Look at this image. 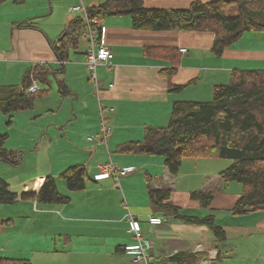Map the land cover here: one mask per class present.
<instances>
[{
    "label": "crops",
    "instance_id": "1",
    "mask_svg": "<svg viewBox=\"0 0 264 264\" xmlns=\"http://www.w3.org/2000/svg\"><path fill=\"white\" fill-rule=\"evenodd\" d=\"M105 1L20 0V3H15L14 0H10L0 5V86L19 84L25 71L36 65H46L47 69L50 67L52 74L48 76L49 81L51 78H55L57 86L59 82H62L69 91L65 98L59 93L58 86L59 97L62 100L57 107L53 106V108H58L57 112L52 111L49 107H43V102L49 99L52 93V86L49 85L51 91L47 97L38 99L31 110L19 113L34 115L30 117V121L43 119L42 113H53L51 118L46 120V127L39 125L37 130L43 132L45 128L46 133L55 132L59 138H68V146L75 151V159L62 162V171L69 165L89 163L87 168L88 181L90 182L86 183L85 189L80 192H70L65 186L64 195H68L70 198V203L66 205L47 208L39 206V203L35 201H23L20 198L23 193L27 192L37 194L44 178L48 176L47 173L37 175L34 180L21 185L22 191L17 193L18 198L15 202L22 206L19 216H26L28 213L34 215L39 212L62 215L63 218L66 216L65 223L79 221L84 223L82 226L84 231L102 232L107 236L105 238L107 240L103 241L105 246L107 248L115 246L114 248H117L114 250L115 253L123 255L114 258L115 262L112 264H125L124 256L130 257L132 252H130L131 254L125 253L123 248L136 244L128 232V215L137 219L141 225L143 238L151 242V249L148 253L151 256L152 264H177L171 261L172 257L178 254L196 253L205 254L206 259L201 262H207L215 252L218 253L216 260L208 264H214L227 257L229 260L224 261L234 264H264V260L254 261L251 258L248 261L246 249L239 251L233 248L234 251L230 255H223L224 249L220 248L212 231L207 227L187 225L175 221L172 217H164L162 212L151 206L146 189L147 176H151L148 170L151 167H159L164 180L171 184L174 183V179L178 175L171 176L163 160L138 158L155 157L154 159H156L159 156L125 155L115 152L119 144L142 141L145 137L146 127L165 126L173 101H209L212 97L213 87L228 84L230 73L233 70H264V46H262L264 36L261 35L262 32L246 33L237 44L224 51L220 56H215L211 52L214 40V35L211 33L137 31L132 29L131 19L128 16L105 17L101 26L105 30L106 44L112 49L114 56L110 64L99 66L96 70L98 92L94 90L93 98L95 100H93L90 99V91L93 88L89 80L90 72L87 74L88 71L84 64L85 47L80 51L82 57L80 55L72 57L70 51L67 61L60 66L52 50V45L59 41L66 24L74 17L80 16V13H71V8L81 5L84 8H90ZM193 1L144 0L143 3L146 8L185 9ZM199 1L209 2L212 0ZM28 21L34 27L25 28L23 24ZM146 48L175 49L180 53L179 66L172 78L174 85L182 86L177 93L169 92L166 79L159 75L161 69L171 67L170 62L162 58L146 56L143 53ZM182 49H185L186 53H181ZM58 77L62 79L60 80ZM34 84L39 85L36 82ZM40 88L42 87L40 86ZM87 98L89 99L87 100ZM99 106L104 108L103 114L107 124L112 127L111 133L106 138V143L102 142L100 137L102 127ZM79 123L84 128L78 129L76 125ZM51 125L56 127L50 128ZM58 126H61L60 129ZM83 133L96 136V139L90 138L91 140H89L95 142H87L89 137L80 140ZM85 153L86 155H84ZM111 155H114L113 160ZM82 158L84 161L81 164ZM108 161L113 162L120 169L133 170L121 181L119 179L118 184L121 182L122 189L114 187L115 179L112 177L98 181L93 180V177L100 172V167ZM183 161L179 171L182 169ZM136 166H138L137 169ZM138 170L140 173H136ZM188 172L190 171L185 170L182 175ZM49 174L56 176V173ZM197 175L192 172V176ZM138 179L141 182L136 181ZM215 179H218V174ZM138 187L139 191L135 189ZM118 190L121 191L124 202H121ZM215 190L217 191V189ZM144 193L145 197L141 198ZM240 194L232 199L233 206ZM0 209L5 211V208L1 207ZM207 210L208 208L200 210L202 214L196 209L188 212L193 215L196 213L197 216L204 213L205 216ZM149 216L161 217L163 223L159 226L149 225L147 224ZM241 216L249 217L255 226L252 227L253 224L237 226L236 224L233 227L241 229V232L238 233H245L242 230L247 232L250 229L264 228V210L238 215V217ZM15 221L14 217L2 219L0 216V234L4 233L5 224ZM227 226L230 225L223 227ZM220 228L224 231L222 227ZM198 247L201 248V251L197 249ZM0 252H6L5 256L9 258L33 260L31 256L26 254L23 256L18 248H8V251L0 248ZM99 252H95L93 258L99 260V255L110 256L113 253L112 250H102V254ZM262 255L264 256V250ZM118 258L120 260L116 261ZM224 263L229 264L228 262Z\"/></svg>",
    "mask_w": 264,
    "mask_h": 264
},
{
    "label": "trees",
    "instance_id": "2",
    "mask_svg": "<svg viewBox=\"0 0 264 264\" xmlns=\"http://www.w3.org/2000/svg\"><path fill=\"white\" fill-rule=\"evenodd\" d=\"M8 1L0 0V5ZM14 1L20 3V0ZM143 1L106 0L97 6L85 8L87 19L100 27L105 17L128 16L132 29L137 31L211 33L214 35L211 52L215 56H220L237 44L246 33L264 32V0H194L185 9L146 8ZM23 25L25 28L34 27L30 21ZM85 26L80 13L66 24L62 39L52 45L60 66L67 61L70 50L78 48ZM143 53L170 62L171 67L161 69L159 75L166 79L168 91L177 93L182 86L174 85L172 78L179 66L180 53L168 48H146ZM50 69L46 65H36L25 71L19 84L0 86V113L11 119L14 113L31 110L37 99L47 97L50 92L48 76L52 74ZM35 82L42 88L39 86L38 91L28 92ZM58 86L62 96L69 94L62 82ZM8 124H11L10 120ZM144 133L142 141L119 144L115 152L159 156L173 177L178 174L182 160L186 158L229 160L231 163L219 172L218 177L225 183L235 182L242 186L240 196L230 209L231 213L245 215L264 210V70H233L228 84L213 87L209 101H173L167 124L163 127H146ZM6 138L7 134L0 133V161L17 166L21 154L5 149ZM58 177L68 191L80 192L85 189L86 180L89 179L88 168L73 165ZM146 182L151 206L162 212L164 217H172L187 225L205 226L212 231L216 240L226 239L225 232L215 225L212 215H193L170 202V189L153 188L149 175ZM215 191H193L189 197L197 201L201 208L207 209ZM17 198V193L12 192L7 182L0 178V205H12ZM20 198L39 204L70 203L69 196L59 192L56 179L50 175L44 178L37 194L27 192ZM124 248L125 253L131 252ZM204 259L206 255L203 253L178 254L171 261L199 264ZM0 264L31 263L27 259L0 254Z\"/></svg>",
    "mask_w": 264,
    "mask_h": 264
},
{
    "label": "rangeland",
    "instance_id": "3",
    "mask_svg": "<svg viewBox=\"0 0 264 264\" xmlns=\"http://www.w3.org/2000/svg\"><path fill=\"white\" fill-rule=\"evenodd\" d=\"M261 35L264 36V32H262ZM87 44L88 42L84 35L80 39L79 48L76 50H70V55L72 57L75 55H80L82 57V52L80 51L83 47L86 49ZM262 46H264V41L262 42ZM87 71V74H89L88 69ZM58 79L61 80L62 78L58 77ZM89 80L91 86L93 85V88H91L90 91V99L95 100L93 97L94 90L96 91V89L91 77ZM49 85L50 87L52 86V93L49 99L43 102V107H49V109L51 108L52 111L57 112L58 108H53V106L57 107L58 103L60 104L62 99L59 97L60 94L58 93V86L55 78L50 79ZM88 99L89 98H87V100ZM42 114L43 115L41 117L43 119H34L30 121V117H33L34 115L29 116L28 114L17 112L13 114L11 119H9L7 115L0 113V133L7 134L4 145L5 149L21 154V161L17 166H10L0 161V174L3 175H0V177L7 181L12 192L21 193V185L34 180L37 175L43 173L50 175L49 173L51 172L56 173V176L53 177L57 181V188L59 192L64 194V191L66 190L65 183L59 179L58 175L62 171V162L75 159V151L68 146V138H59L55 135V132L46 133L44 131L45 128L43 132H38V126L44 125V127H46V120L51 118V115H53L51 112ZM9 120L11 121V124H8ZM53 127L55 128L56 126L51 125L50 128ZM58 127L60 129L61 126ZM76 127L78 129L84 128V126L80 123L77 124ZM85 134L86 133H83L81 135L80 140H84V137L96 139V136H89V134ZM86 141L89 143L95 142L89 141L88 138ZM84 155H86V153ZM113 158L114 155H111L112 160ZM138 158H145V160H147V158L149 160H163L161 157H156V159H154L155 157ZM82 159L80 161L81 164L84 161V159ZM183 160L184 161L181 170H183V168L184 170H180L178 172V175L172 184L169 181L164 180L159 167H151L148 170L152 177L151 186L153 188L157 187L170 189V202L181 207L185 211H193V209L199 211L204 210L203 208H200V205L197 201L190 199L189 194L191 192L217 189L213 195V201L210 207H208L205 215H212L215 225L222 227L226 233L225 240H216V242L219 243L220 248L224 249L223 255H230L234 251L233 248L239 251H244L246 249L248 251H245L247 255L246 259L248 261L251 258L254 259V261L264 260V256L262 255L264 250V228L250 229L247 230V232L242 230V232L245 233L241 234L238 233L241 232V229L233 227L236 224L237 226L251 224H253L252 227L255 226V223L249 219V217H238V215H233L230 211L233 206L232 199L241 193L242 186L235 182L225 183L218 180L219 177L218 179H215L217 174L228 167L231 162L224 159L206 158ZM88 165L89 163L84 164L86 167H88ZM70 166L73 165H69L67 167ZM137 168L138 166H136V169ZM185 170L190 172L182 175ZM192 172L198 175L192 176ZM136 173H140V171L138 170ZM128 175L129 174L121 176L120 181L122 178ZM88 180L89 179L86 180V183L90 182ZM136 181L141 182L140 179ZM114 187L117 189H122L121 182L118 184V186L114 184ZM135 189L139 191V187ZM118 192L121 202H124L121 191L118 190ZM144 197L145 193L141 198ZM58 205L61 204H39V206H45L47 208H53ZM192 206L198 207L193 208ZM1 207L5 208V211L0 209L2 210L0 211V216L2 219L14 217L16 221L14 223L5 224V231L3 234H0V248L5 251H8V248H18V250L22 252L23 256L26 254L27 256L33 257L32 261L26 258L31 264H112L115 262V260H113L114 258L122 255L121 253H115L114 250H117V248H114L115 246H113V248H107L105 246V242L103 241L105 238H107L106 235H104L102 232L94 233L92 232L93 230L84 231L82 229L84 223L79 221L65 223L64 219H66V216L63 218L62 215L57 216L56 214L53 215L50 213L42 214L41 212L34 215L28 213L26 216H19V211L22 208L19 203L4 207L0 205V208ZM225 209L226 211H224ZM200 213L202 214L201 211ZM195 215L197 214L195 213ZM198 216H204V213L203 215ZM5 221L8 222V220ZM224 225L230 226L224 228ZM130 236L133 238L134 242H137L132 234ZM102 250H112L113 253L110 256L99 255V260L93 258V256H95V252L100 251L99 253L102 254ZM0 254L5 256L6 252H0ZM124 258L126 262L125 264H133L131 256H124ZM118 260L120 259L118 258L116 261ZM224 260H229V257L225 258ZM224 260H219L214 264H223L224 262H228L229 264L232 263L230 261Z\"/></svg>",
    "mask_w": 264,
    "mask_h": 264
},
{
    "label": "built area",
    "instance_id": "4",
    "mask_svg": "<svg viewBox=\"0 0 264 264\" xmlns=\"http://www.w3.org/2000/svg\"><path fill=\"white\" fill-rule=\"evenodd\" d=\"M71 13H82L83 19L85 20L84 35L87 39V48L85 51V66L90 72V77L94 83V87L98 92V82L96 70L99 66H107L113 59L114 53L112 49L106 44L105 30L102 26H95L94 22H90L87 19L85 8L81 6H75L70 9ZM181 53H186L185 49L181 50ZM61 64V63H60ZM111 87V86H110ZM39 85L33 84L28 92L38 91ZM100 122L102 127L101 141L106 143L107 136L111 133V127L107 124L106 118L103 114L104 108L99 106ZM88 140H91L90 138ZM133 172L132 169H120L112 162H108L100 167V172L94 176L95 180H104L108 178L115 179V185L118 186V181L121 176ZM128 232L136 239V244L131 247H125V250L131 251L133 254V264H152L151 256L148 251L151 249V242L143 238L141 234V225L137 219L131 215L127 216ZM163 223V219L157 216H149L147 218V224L158 226ZM201 251V248H197ZM218 253H214L209 257L207 262H200L199 264H208L210 261H214Z\"/></svg>",
    "mask_w": 264,
    "mask_h": 264
},
{
    "label": "water",
    "instance_id": "5",
    "mask_svg": "<svg viewBox=\"0 0 264 264\" xmlns=\"http://www.w3.org/2000/svg\"><path fill=\"white\" fill-rule=\"evenodd\" d=\"M62 37H63V35L59 38V40H61L62 39Z\"/></svg>",
    "mask_w": 264,
    "mask_h": 264
},
{
    "label": "bare ground",
    "instance_id": "6",
    "mask_svg": "<svg viewBox=\"0 0 264 264\" xmlns=\"http://www.w3.org/2000/svg\"><path fill=\"white\" fill-rule=\"evenodd\" d=\"M87 10V9H86ZM78 17V16H77ZM91 20V19H90ZM96 23V22H95ZM99 24V23H98Z\"/></svg>",
    "mask_w": 264,
    "mask_h": 264
}]
</instances>
